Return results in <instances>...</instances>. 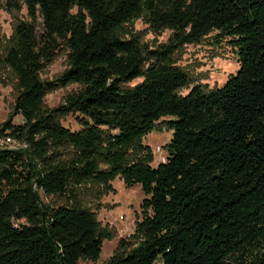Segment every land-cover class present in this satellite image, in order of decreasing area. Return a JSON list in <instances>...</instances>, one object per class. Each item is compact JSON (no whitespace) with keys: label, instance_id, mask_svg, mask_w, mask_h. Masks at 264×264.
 Listing matches in <instances>:
<instances>
[{"label":"trees","instance_id":"obj_1","mask_svg":"<svg viewBox=\"0 0 264 264\" xmlns=\"http://www.w3.org/2000/svg\"><path fill=\"white\" fill-rule=\"evenodd\" d=\"M22 1L29 21L16 22L2 63L23 124L8 119L0 136L27 149L0 148V264L95 262L114 236L76 190L117 176L141 186L142 217L103 264H264V0ZM143 15L153 33L171 31L165 44L126 36ZM212 32L229 39L239 68L182 96L192 82L174 57ZM60 46L67 68L41 80ZM69 84L81 88L43 108ZM72 115L76 131L62 125ZM164 118L172 136L153 167L142 139Z\"/></svg>","mask_w":264,"mask_h":264},{"label":"rangeland","instance_id":"obj_2","mask_svg":"<svg viewBox=\"0 0 264 264\" xmlns=\"http://www.w3.org/2000/svg\"><path fill=\"white\" fill-rule=\"evenodd\" d=\"M14 4L20 6L18 11ZM74 9L72 13H75ZM29 21L26 7L22 0H0V129L4 122L12 118L14 104L17 96L15 74L9 67L2 63V59L13 40V30L17 21ZM42 20L37 21L38 31H41ZM126 36H135L144 45L156 48L165 44L171 36L170 30L153 33L143 15L124 26ZM176 65L183 68L190 77L191 85L180 90V95H186L194 85H200L204 89L211 90L222 86L230 75L236 73L239 68L234 50L229 45L227 37H220L218 32H212L201 43L187 45L174 57ZM67 68V50L60 46L53 61L40 73L41 80L51 81L58 78ZM136 79L131 86L141 82ZM81 86L69 84L46 95L43 100V108L52 109L64 102V98L77 92ZM164 118L154 126V130L142 139V145L149 148L152 153V164L155 167L163 163L167 157V145L172 136V130L166 128ZM13 125L23 124L20 116L11 119ZM62 125L71 131L79 129L76 115L67 117ZM17 150L23 151L27 146L20 144ZM110 187V190L108 189ZM77 199L82 207L95 214L100 228L113 233V238L102 241L101 253L95 262L82 260L79 264H103L113 254L120 239L131 242L129 238L135 229L136 222L142 217L141 204L145 198L139 184L126 186L120 176L115 177L107 185L90 182L76 190ZM42 204L55 206L59 200L45 196L38 192Z\"/></svg>","mask_w":264,"mask_h":264},{"label":"built area","instance_id":"obj_3","mask_svg":"<svg viewBox=\"0 0 264 264\" xmlns=\"http://www.w3.org/2000/svg\"><path fill=\"white\" fill-rule=\"evenodd\" d=\"M20 144H23V142H20L10 136H0L1 149L17 150L16 148H18Z\"/></svg>","mask_w":264,"mask_h":264}]
</instances>
